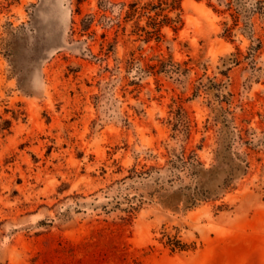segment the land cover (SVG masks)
Listing matches in <instances>:
<instances>
[{
  "label": "rangeland",
  "instance_id": "rangeland-1",
  "mask_svg": "<svg viewBox=\"0 0 264 264\" xmlns=\"http://www.w3.org/2000/svg\"><path fill=\"white\" fill-rule=\"evenodd\" d=\"M0 264H264V0H0Z\"/></svg>",
  "mask_w": 264,
  "mask_h": 264
}]
</instances>
